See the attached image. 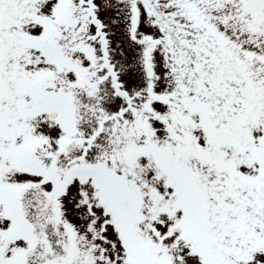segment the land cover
<instances>
[{"label": "snow or ice", "instance_id": "1", "mask_svg": "<svg viewBox=\"0 0 264 264\" xmlns=\"http://www.w3.org/2000/svg\"><path fill=\"white\" fill-rule=\"evenodd\" d=\"M0 264H264V0H0Z\"/></svg>", "mask_w": 264, "mask_h": 264}]
</instances>
